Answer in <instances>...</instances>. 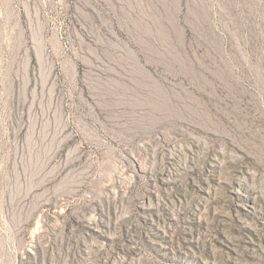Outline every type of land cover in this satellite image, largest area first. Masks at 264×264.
<instances>
[{
	"label": "rangeland",
	"instance_id": "rangeland-1",
	"mask_svg": "<svg viewBox=\"0 0 264 264\" xmlns=\"http://www.w3.org/2000/svg\"><path fill=\"white\" fill-rule=\"evenodd\" d=\"M0 264H264V0H0Z\"/></svg>",
	"mask_w": 264,
	"mask_h": 264
}]
</instances>
